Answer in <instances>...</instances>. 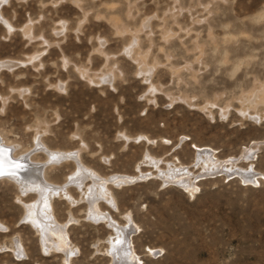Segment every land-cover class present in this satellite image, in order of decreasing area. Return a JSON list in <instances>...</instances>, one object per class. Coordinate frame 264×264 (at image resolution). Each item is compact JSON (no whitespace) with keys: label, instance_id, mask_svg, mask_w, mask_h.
<instances>
[{"label":"rangeland","instance_id":"374dc122","mask_svg":"<svg viewBox=\"0 0 264 264\" xmlns=\"http://www.w3.org/2000/svg\"><path fill=\"white\" fill-rule=\"evenodd\" d=\"M0 7L5 173L41 167L46 149L76 154L97 179L133 178L110 184L117 206L99 208L124 228L130 218L139 263L264 264V0ZM79 161L50 160L47 178L79 177ZM4 178L0 264H66L27 219L38 193ZM84 184L51 201L73 250L67 264H115L116 232L93 219V180Z\"/></svg>","mask_w":264,"mask_h":264},{"label":"bare ground","instance_id":"6f19581e","mask_svg":"<svg viewBox=\"0 0 264 264\" xmlns=\"http://www.w3.org/2000/svg\"><path fill=\"white\" fill-rule=\"evenodd\" d=\"M0 2H2V4H3V0ZM0 9H1V7H0ZM0 20L1 21L4 20L1 15H0ZM6 148H9V147H6ZM46 153L48 154L49 158H48L46 163L40 165L41 167H37L35 169V167L33 168L34 165L31 163L32 165L30 164L31 166L27 170L25 169L26 171L22 169L23 173H21V171L17 173V172H15L16 170L14 169V170H9L8 172L9 173L14 172V173H16L15 175H4L5 178H7L9 181H14V183L15 182L21 183L19 187H20L22 192L27 191V189H28V190H31V191L38 193V195L40 196L38 203H36V205L34 207L33 206L32 207L27 206V210H28L27 213H29L30 215L31 214L33 215V216H30V215L27 216V219L32 218V220L30 222L33 224V226L36 227L37 231L41 233L43 243L45 244L46 248L51 249L50 245H53V244L58 245V248H60V251H62L63 254L66 256L65 263L66 264L68 263L67 261L70 259V253L73 252V250L69 246V244L67 243L68 239L66 236V225L59 223L57 220H52L50 218L49 211L52 207L51 201L53 199V196H55L54 192L61 193V191H63L64 193H67L69 185H71V184L78 185V186L80 185L81 187H83L85 185L84 182L87 180V178H89V179L93 180V184H94V186H92L90 188L91 189L90 194L94 195V197H90L88 199L90 206H91V210H92V212L90 211V213H91V215L95 221H104V222L108 223V226L113 231L116 232V235H117L116 239L120 242L119 244H117L115 242L117 245H114V241L116 239L111 241V248L113 249V252H114L112 254L119 260L117 262L115 260V262H116L115 264H141L138 262V259H136V255L133 253V251L129 247V236H130L129 233L133 230L132 224H130L131 223L130 218L128 219L127 228H124V227L120 226L117 222L113 221L109 215L102 213V211L99 208L100 207L99 201H101V200L104 201L105 203H107L113 209L115 208V206H117L116 199L114 198L111 190L109 189L110 184L119 185L120 183L121 184L129 183L131 180H133V178H124V177L114 178V177H112L110 179H108V178L107 179L106 178L97 179L98 176L95 177V174L92 172V170L86 168L82 164L81 160L80 161L78 160L79 157L77 158V156H75L76 154L73 156V155H71L70 152L69 153H61V152L59 153V152H52V151H49L47 149H46ZM202 153H206V152H202ZM66 158L71 159V161L72 160H74L76 162L79 161L80 164L78 165V171L77 172L80 175H78L79 177H77V176L75 177V174H73V175H71L69 181H68V179L66 180L65 184L56 185V183H52L47 178V171L49 168H51L50 164H48V162L50 160L51 161L52 160L53 161H62V160H65ZM7 161H8V158L5 157V152L0 151V164H1V166H2V164H5ZM233 162H234V160L232 161V164H233ZM5 165L7 166V164H5ZM28 165H29V163H28ZM215 165L217 166L216 163H215ZM12 166L16 167L14 164ZM8 168H9V166H8ZM16 169H18V168H16ZM2 170L4 171L6 169L2 168ZM248 176H251V175H248ZM175 177H177V176L175 175ZM179 177H180V175H179ZM179 177H177V179H179ZM164 179H165V177H164ZM177 179H176V181H178L179 185L182 186V188H184L186 191H189V192L192 191V193L194 192L193 190L196 188L194 183H192V182L186 183L184 180H177ZM247 179H248V177H247ZM188 182H189V180H188ZM17 183H16V185H17ZM89 196L90 195H88V197ZM42 208H43V212H41ZM41 213H43L44 215ZM52 216H53V213H52Z\"/></svg>","mask_w":264,"mask_h":264},{"label":"snow or ice","instance_id":"6c2138e0","mask_svg":"<svg viewBox=\"0 0 264 264\" xmlns=\"http://www.w3.org/2000/svg\"><path fill=\"white\" fill-rule=\"evenodd\" d=\"M3 109H0V111H2ZM7 151V150H6ZM17 168L21 167V165L17 164L16 165ZM16 173L12 172V173H7V175H15ZM6 175V173L2 170V168H0V177ZM117 243H120L119 241H117Z\"/></svg>","mask_w":264,"mask_h":264},{"label":"water","instance_id":"95a60500","mask_svg":"<svg viewBox=\"0 0 264 264\" xmlns=\"http://www.w3.org/2000/svg\"><path fill=\"white\" fill-rule=\"evenodd\" d=\"M4 150H5V152H7V153H5V157H7L9 159V156H10V150H9V148H6V147L0 145V151H4ZM9 161H10V159H9Z\"/></svg>","mask_w":264,"mask_h":264}]
</instances>
